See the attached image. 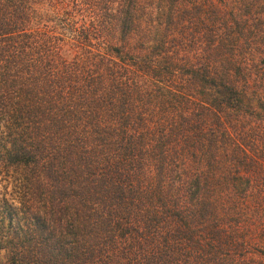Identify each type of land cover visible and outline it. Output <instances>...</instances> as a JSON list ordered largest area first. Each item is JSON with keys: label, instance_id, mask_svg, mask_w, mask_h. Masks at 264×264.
Instances as JSON below:
<instances>
[{"label": "trees", "instance_id": "16d2710c", "mask_svg": "<svg viewBox=\"0 0 264 264\" xmlns=\"http://www.w3.org/2000/svg\"><path fill=\"white\" fill-rule=\"evenodd\" d=\"M0 264H264V0H0Z\"/></svg>", "mask_w": 264, "mask_h": 264}]
</instances>
